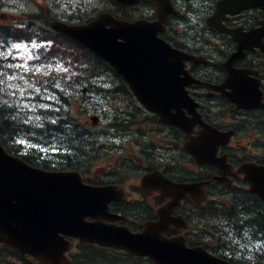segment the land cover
Segmentation results:
<instances>
[{
    "label": "flooded vegetation",
    "instance_id": "1",
    "mask_svg": "<svg viewBox=\"0 0 264 264\" xmlns=\"http://www.w3.org/2000/svg\"><path fill=\"white\" fill-rule=\"evenodd\" d=\"M170 3L175 12L166 16L157 34L173 49L188 55L183 60L185 75L173 80L184 83L190 101L182 100L181 110L193 119V125L187 131L150 115L153 121L146 124L143 133H129L134 145L116 149L113 163L107 164L109 171L87 178L113 186V198L108 202L113 219L109 221L133 233L142 232L146 223L157 219L158 208L167 201L149 184L141 185L145 174L159 171L177 182H201L198 188L204 200L182 198L171 208V214L181 219L168 224L162 233H181L188 246L201 245L235 262L263 263L264 0ZM143 10L148 20H155L152 2ZM6 24L0 22L1 27ZM0 48L6 45L0 42ZM0 126L6 138V104L1 101ZM190 138L203 160L184 149ZM194 197L202 195L195 193ZM217 203L239 211L221 213L225 219L223 237L217 236V222L211 217L208 230L202 227L209 233L203 241L199 237L200 217L207 204ZM63 254L59 264H155L145 255L75 240ZM0 264L45 263L0 243Z\"/></svg>",
    "mask_w": 264,
    "mask_h": 264
},
{
    "label": "water",
    "instance_id": "2",
    "mask_svg": "<svg viewBox=\"0 0 264 264\" xmlns=\"http://www.w3.org/2000/svg\"><path fill=\"white\" fill-rule=\"evenodd\" d=\"M113 1L131 5L141 0ZM155 2L156 15L159 19L163 18L167 12L166 7L159 0ZM150 25L144 20L133 23L121 21L106 12L100 13L85 24L53 23L54 28L79 41L116 69L119 67L118 70L128 80L133 72L135 79H144L145 74H150L152 68L158 70L166 68L162 58L167 57L166 60L174 62L168 58L173 54L163 43L160 41L156 43L157 40L145 33L147 27L151 28ZM138 29L144 32H139ZM120 31L127 32L124 42L117 41V38L122 36ZM161 63L162 66L159 65ZM135 92L143 96V102L148 109L158 112L164 120H172L167 111L169 107L156 106L152 103L151 99L157 100V93L153 89L139 88ZM186 147L192 151L190 145ZM80 180V174L76 172H47L33 168L22 160L8 155L0 146V212L12 210L14 199L18 204V218L23 221L22 232L18 230V234L14 235L0 234V238L19 250L37 255L44 262L59 261L57 251H52L48 255L47 251L35 249V245L56 240L59 231L85 237L84 229L98 225L95 222L87 224L83 221L85 214L93 215L89 207L93 208L97 203L94 198L98 189L85 186L79 183ZM198 185L176 184L170 181L158 185V189L169 196L171 201L166 207L159 209V219L155 224L152 223L151 233L133 236L135 245L129 249L134 253L149 255L158 264H231L212 256L201 247L187 248L179 236L169 239L161 237L160 230L173 220L169 217L172 204L179 197L197 191ZM14 190H17L15 195L12 192ZM40 190H45L49 197ZM97 228L95 226V229ZM98 233L88 232L90 235L85 238L109 244L116 238L126 236L123 230L113 226H104L102 233ZM57 250L60 251L59 248Z\"/></svg>",
    "mask_w": 264,
    "mask_h": 264
},
{
    "label": "rangeland",
    "instance_id": "3",
    "mask_svg": "<svg viewBox=\"0 0 264 264\" xmlns=\"http://www.w3.org/2000/svg\"><path fill=\"white\" fill-rule=\"evenodd\" d=\"M51 2V3H50ZM21 7V11H36L40 6L50 5V15L55 16L57 18L68 17L72 11L80 12L89 11L90 13L94 9L95 11L99 10H109L112 9L113 6L109 0H5L6 10L3 9V6H0V19L2 21H11L19 17V6ZM42 15H44V9L41 11ZM19 45V44H18ZM41 46L38 43H31V45L20 44L19 47L13 48L16 52V56L20 60H18V68L20 71L17 74H13L12 69L4 75V80L2 81V85L0 87L1 91L9 92L11 90L16 91L13 93L14 98L9 99L10 103L16 101L15 103L19 107V111L23 115L24 124L28 125L27 131L24 132L23 138L24 143L27 144L29 142H35V140H43L40 148L41 153L44 157H48V155H53V153L58 152L61 148L64 147L63 138L58 139L56 141L55 138H49V135L54 134L53 130H46L43 128L41 124L44 120L40 109L47 110L51 107L52 102L58 105V101L55 100L54 95L50 90H42L34 85L27 82L26 74L29 71H34V75L42 82L49 83L53 79L59 78L64 73L74 74L80 70L81 65L78 63H73L74 60H78L79 54L76 52H66L68 57H58V62L50 63V64H31V59L34 56V53ZM39 51V50H37ZM41 51V50H40ZM61 55V53H58ZM71 57V58H70ZM10 66H12L13 61L11 60ZM70 63V65H69ZM112 78L110 74H105L99 79V83L103 84H111ZM10 94V93H9ZM93 95V94H90ZM93 98L96 96L93 95ZM55 101V102H54ZM100 104H103V101H99ZM87 104L84 103L83 106ZM56 110L60 111L57 107ZM103 111H109L108 108H103ZM91 112L87 113L90 114ZM99 115V124L95 127L87 126L89 130L100 132L102 129H105L108 126V122L110 117L107 115L105 117L102 113H96ZM85 119V117H84ZM84 119L82 121H84ZM88 119V117H87ZM112 132H108V136L102 135L98 139L100 142H104L106 144L112 143V138L110 135ZM121 142V141H120ZM132 145V143L130 144ZM129 146V145H128ZM55 149V150H54ZM57 149V150H56ZM113 160V153L108 152L106 156H103L98 161L94 162L91 166V173H95L94 175H98L107 164H111Z\"/></svg>",
    "mask_w": 264,
    "mask_h": 264
},
{
    "label": "trees",
    "instance_id": "4",
    "mask_svg": "<svg viewBox=\"0 0 264 264\" xmlns=\"http://www.w3.org/2000/svg\"><path fill=\"white\" fill-rule=\"evenodd\" d=\"M89 16V15H88ZM85 17H87V13L85 12L84 14H78L77 18H79L80 20H83V18L85 19ZM60 37H62V39H64L66 42H68L67 44L69 45L70 49L72 50V52H76L79 54L80 58V62L78 64L81 65L82 70L77 72L76 74L72 75V78L70 81H63V85L64 87H66L69 91H71L72 93L76 92L75 89H72L71 87H69L70 84H84V83H88L93 76H96L97 74H99V70H111V68L101 59H99L98 57H96L94 54H92L90 51L86 50L85 48H83L82 46H80L78 43L65 38L61 35H58ZM71 89V90H70ZM67 91V92H69ZM64 92V93H67ZM64 93L60 94V98L61 100L64 102L66 100V96L64 95ZM13 111L9 108L8 109V134H11L12 132L15 131V124L16 121L19 122L16 118L15 120L12 119L11 117H13ZM59 116V115H57ZM12 119V120H11ZM55 121V126L56 129L60 130V136L62 138H64V140L66 139V133H68L69 135V139L65 142H63L64 144V150L66 151L65 155H69L70 153H72V156L69 155L70 157V163H67L64 157H61L60 160V164L63 165H71V167H77L75 164H82V162L86 159L87 156L90 155H95L96 154V150L100 147H102V145H100L99 143H97V139L96 137H91V136H87L85 137L84 135H80V133L78 132H68L67 129L64 128L63 126V121L60 119L54 120ZM50 122L49 121H45L44 126L45 129L47 130L50 127ZM26 126V125H24ZM26 128V127H25ZM63 132V133H62ZM86 141V142H85ZM87 145V146H86ZM64 155V154H61ZM81 157V158H80ZM29 162L31 161L32 163L36 164V162L26 158ZM40 163H43L44 166H48L46 161H40ZM262 226L264 228V220L261 222ZM259 264H264L263 263H259Z\"/></svg>",
    "mask_w": 264,
    "mask_h": 264
},
{
    "label": "snow or ice",
    "instance_id": "5",
    "mask_svg": "<svg viewBox=\"0 0 264 264\" xmlns=\"http://www.w3.org/2000/svg\"><path fill=\"white\" fill-rule=\"evenodd\" d=\"M12 47H13V48H17V47H19V45H15V44H13ZM53 123H55V121H53ZM54 150H55V149H54Z\"/></svg>",
    "mask_w": 264,
    "mask_h": 264
},
{
    "label": "bare ground",
    "instance_id": "6",
    "mask_svg": "<svg viewBox=\"0 0 264 264\" xmlns=\"http://www.w3.org/2000/svg\"><path fill=\"white\" fill-rule=\"evenodd\" d=\"M86 142V141H85ZM87 146V145H86ZM81 158V157H80ZM263 220V219H262ZM262 222V221H261Z\"/></svg>",
    "mask_w": 264,
    "mask_h": 264
}]
</instances>
